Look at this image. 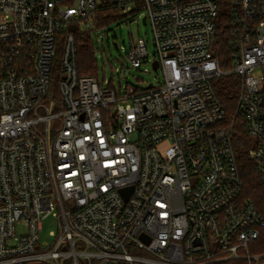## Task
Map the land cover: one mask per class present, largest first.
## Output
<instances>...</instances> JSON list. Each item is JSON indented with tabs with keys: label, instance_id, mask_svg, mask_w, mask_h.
I'll use <instances>...</instances> for the list:
<instances>
[{
	"label": "built area",
	"instance_id": "1",
	"mask_svg": "<svg viewBox=\"0 0 264 264\" xmlns=\"http://www.w3.org/2000/svg\"><path fill=\"white\" fill-rule=\"evenodd\" d=\"M228 1L221 59L222 0H0V264H264L250 251L264 214L242 198L214 87L240 78L264 185V0ZM106 3L151 23L155 56L139 37L127 58L162 81L106 88L80 72L77 31ZM50 213L60 231L43 247Z\"/></svg>",
	"mask_w": 264,
	"mask_h": 264
},
{
	"label": "rangeland",
	"instance_id": "2",
	"mask_svg": "<svg viewBox=\"0 0 264 264\" xmlns=\"http://www.w3.org/2000/svg\"><path fill=\"white\" fill-rule=\"evenodd\" d=\"M228 2V0L224 1L223 11L225 12L229 10ZM109 13L100 12L96 14L94 28L77 31V35L80 38L79 50L82 46H86L88 41L93 40L94 45L91 51H94L96 56V71L93 75L97 76L102 86L106 88L119 87L120 83L122 85H132L135 88H145L148 85L162 81V70L154 69L149 61H144L140 68H132L130 67L131 62L127 58V52L139 37H143L146 40L150 58L155 56L154 34L151 23L149 21L144 22L143 19L136 21L133 15H125L121 10H114L113 14L117 18L109 24H101L99 26L98 18L102 17L105 19V16ZM223 71L226 72L224 69ZM227 75L229 74L223 76ZM221 77L215 78V81H219ZM53 87H56V83H54ZM242 198L246 199L243 196ZM54 211L59 212L57 205H55ZM26 230V227L18 225V234L24 233ZM59 231L60 222L58 216L50 213L44 217L39 234L40 243L43 244V247L52 244L57 238ZM261 249H264V240H257L250 247V251L253 254L263 253L260 251ZM131 251L135 255L146 254V251L141 248H133ZM38 263L45 264L40 261L34 262V264Z\"/></svg>",
	"mask_w": 264,
	"mask_h": 264
},
{
	"label": "trees",
	"instance_id": "3",
	"mask_svg": "<svg viewBox=\"0 0 264 264\" xmlns=\"http://www.w3.org/2000/svg\"><path fill=\"white\" fill-rule=\"evenodd\" d=\"M224 1L222 0L220 6L221 16L219 19L221 23L219 35H221V41L223 42V48L225 50L224 52L222 50L221 54H219L221 59H224L223 54H227V47H229L226 28L228 11H223ZM114 10L119 11L116 7L106 3L105 7L97 11V14L100 12H105L106 14L110 12L105 16V19L102 17L98 18L99 26L101 24H109L117 18L113 14ZM93 45V40H90L86 46L81 45L82 48L79 50L78 62L79 70L82 74L93 75L96 71V56L94 51H91ZM223 67H225L224 64ZM214 87L219 100L226 110L227 122H234L232 137L237 163L244 181L242 196L246 199L253 200L258 209L264 214V185L261 175L256 170L252 159L253 139L247 131L245 120L236 114L238 97L241 90V80L235 74H229L222 76L217 82L214 81ZM257 240H264V227L261 228V235ZM260 251L264 253V249Z\"/></svg>",
	"mask_w": 264,
	"mask_h": 264
},
{
	"label": "water",
	"instance_id": "4",
	"mask_svg": "<svg viewBox=\"0 0 264 264\" xmlns=\"http://www.w3.org/2000/svg\"><path fill=\"white\" fill-rule=\"evenodd\" d=\"M143 21L145 22L146 21V18H144L143 19ZM156 67H158V64L157 63H155V68ZM132 189H133V186H129V187H127V188H123L122 189V193H123V195L127 198L128 196H129V194H130V192L132 191ZM142 238L146 241V242H149L150 241V239L148 238V237H146V235H142Z\"/></svg>",
	"mask_w": 264,
	"mask_h": 264
}]
</instances>
